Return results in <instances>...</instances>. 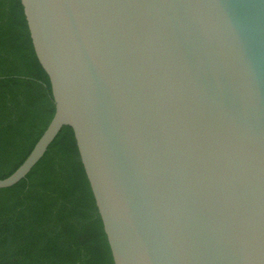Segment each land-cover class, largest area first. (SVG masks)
<instances>
[{
    "label": "water",
    "instance_id": "95a60500",
    "mask_svg": "<svg viewBox=\"0 0 264 264\" xmlns=\"http://www.w3.org/2000/svg\"><path fill=\"white\" fill-rule=\"evenodd\" d=\"M114 264H264V0H21Z\"/></svg>",
    "mask_w": 264,
    "mask_h": 264
},
{
    "label": "trees",
    "instance_id": "16d2710c",
    "mask_svg": "<svg viewBox=\"0 0 264 264\" xmlns=\"http://www.w3.org/2000/svg\"><path fill=\"white\" fill-rule=\"evenodd\" d=\"M55 112L21 0H0V178L26 159ZM0 264H114L73 128L29 173L0 187Z\"/></svg>",
    "mask_w": 264,
    "mask_h": 264
}]
</instances>
